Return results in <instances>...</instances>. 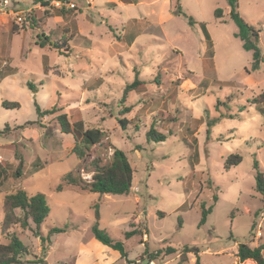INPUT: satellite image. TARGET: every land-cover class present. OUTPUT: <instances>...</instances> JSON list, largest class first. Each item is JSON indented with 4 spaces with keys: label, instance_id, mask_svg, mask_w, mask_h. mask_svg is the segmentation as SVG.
<instances>
[{
    "label": "rangeland",
    "instance_id": "1",
    "mask_svg": "<svg viewBox=\"0 0 264 264\" xmlns=\"http://www.w3.org/2000/svg\"><path fill=\"white\" fill-rule=\"evenodd\" d=\"M235 1L236 12L259 31L264 57V0ZM69 2L75 11L69 21L64 18L66 25L47 24L44 8H32L31 0H9L0 13V193L4 197L21 187L28 195H44L49 208L39 231L48 240L44 245L32 224L25 231L11 229L28 249L21 264H38L50 242L47 263L72 264L82 238L91 234L95 203L99 229L121 242L127 254L122 258L116 251L109 264H234L237 244H263L264 201L255 190L254 161L264 174V67L244 71L252 53L235 36L238 27L227 13L228 1L171 0L170 17L161 25L158 5L129 7L126 15L155 12L137 38L142 49L134 46L130 52L117 46L122 32L111 26L120 21L117 10L99 11L102 18L94 14L92 23L81 22L94 34L77 36L78 5L84 8L91 0ZM29 14L39 21L37 28L30 29ZM126 26L130 32L132 24ZM49 30L54 43L70 39L62 53L35 44L36 35ZM136 79L143 89L127 93L121 104L124 88ZM3 101L19 107L5 109ZM34 101L42 111L56 107L66 114L76 135L94 128L104 138L78 159L71 152L72 135L61 133L56 114L38 117ZM125 106L130 112L122 113ZM124 118L130 123L122 128L118 120ZM151 127L165 140L147 141ZM115 147L133 168L128 195L99 196L68 186L55 190L68 173L90 182L91 162H109ZM233 154L242 160L225 170L224 161ZM19 159L22 176L16 179ZM203 209L210 212L200 225ZM53 228L65 232L50 234ZM131 231L136 233L126 238ZM7 242L0 231V243ZM168 247L175 253L149 261ZM184 247L198 253H186ZM181 254L188 260L180 263Z\"/></svg>",
    "mask_w": 264,
    "mask_h": 264
},
{
    "label": "trees",
    "instance_id": "2",
    "mask_svg": "<svg viewBox=\"0 0 264 264\" xmlns=\"http://www.w3.org/2000/svg\"><path fill=\"white\" fill-rule=\"evenodd\" d=\"M53 1H63L68 3L69 0H31L33 5H38L44 8L43 17H53V16H65L66 13H70L75 10H65L55 9L51 6ZM228 6L230 7L229 17L233 20L237 27L238 32L235 36L241 41L244 50L252 53V60L250 68H245L244 71L249 74L251 71L257 70L260 66L264 67V57L257 45L259 31L255 30L252 26L248 25L241 16L236 12V1L227 0ZM47 9L48 11H46ZM32 14V13H31ZM30 15V29L38 27V20L36 21L34 15ZM222 15L219 9L214 11V16L216 19L220 18ZM189 23L193 24L192 18L189 19ZM14 30V29H13ZM37 41L35 42L40 48H45L47 46L54 47L59 53H62L61 48L68 47V40H57L56 43L51 41V37L45 35L44 33H38L36 35ZM206 40L209 42V36L206 33ZM63 44L65 47L60 46ZM143 83L136 79L133 83L127 85L124 88L121 104L125 102L127 93L131 91H141L143 89ZM29 90H33L34 87L28 84ZM261 98V97H260ZM34 106L36 110V115L38 117L48 116L56 114L55 119L59 125L61 133L72 135L74 140V147L72 153L78 158L82 159L85 157L86 151L90 149L91 146L99 144L104 138V132L99 129H86L80 131L78 135L74 133L73 123L69 122L67 115L60 113L56 107L50 110L42 111L38 104L34 101ZM2 107L5 109H15L19 107L17 102L3 101ZM131 107H123L122 113L130 112ZM122 128H125L129 120L120 119L118 120ZM0 134H3L0 132ZM147 141L162 142L165 140V135L157 132L153 127H151L145 134ZM82 146V147H81ZM242 158L239 155H230L224 161V169L229 170L230 168L237 166L241 162ZM22 166L23 161L19 159L16 169L14 170V177L19 179L22 176ZM93 166V174L91 176L90 182L83 181L81 178H75L72 173H68L62 177V183L56 187V191L61 192L65 186H70L78 189L81 192L93 193L99 196H126L130 192V188L133 180V168L125 155V153L117 148H113L112 157L109 162L102 164L101 161L93 160L91 162ZM255 169V190L261 195L264 201V174L259 170L258 161H254ZM2 174V169H0ZM94 223L91 226V233L93 237L110 249L117 251L122 258L126 257L127 254L124 250L123 244L119 241H113L109 238L104 230L98 227V204H94ZM210 209H203L201 213L200 225L205 223L206 216L209 214ZM49 208L46 203L45 196L42 194L28 195L23 188H17L10 194H7L1 199L0 202V231L1 235L4 236L8 242L6 244L0 243V264H21L24 256L28 254V249L22 244L19 238L15 235V232H11V229L18 226L21 230L31 229V224L34 225L32 232L35 236L39 237L44 242L48 241L42 238L40 234V227L44 223L46 217L48 216ZM65 232V229L53 228L50 230V234H57ZM136 232L131 231L125 233V237L128 238L134 235ZM46 247H43V250ZM185 252L198 253L196 248L184 247ZM264 243L256 247H250L248 244H238L236 257L239 262H245L251 260L254 264H264ZM175 249L168 247L165 252L162 250L157 251L149 256V261L160 257L175 253ZM187 256L181 254L179 262L187 261ZM38 264H45L42 259L36 261Z\"/></svg>",
    "mask_w": 264,
    "mask_h": 264
},
{
    "label": "crops",
    "instance_id": "3",
    "mask_svg": "<svg viewBox=\"0 0 264 264\" xmlns=\"http://www.w3.org/2000/svg\"><path fill=\"white\" fill-rule=\"evenodd\" d=\"M86 6L83 8V5H78V10L79 13L76 14L74 16V19L77 20L76 22V35L77 36H92L94 33L93 31L90 29V26L88 28H82L81 26V22L83 24L87 23H92L93 22V18L94 20L96 19V16H93L94 14H96L98 17L102 18L103 14H100L99 11H106L107 13L110 11L111 13V9L112 10H117L120 14V21L119 23H115V21L113 20V22L111 23V26L115 29L120 28L121 29V34L120 35V40L117 41V46L120 47V49L122 47H126V48H122L126 51V49L129 51L132 47L136 46L139 49H142V46H140L139 44H137V38L143 33L144 31V27L148 24V15H154L155 12L153 11V8L150 10V12H146L144 10L140 11V16L139 15H126V13H129V7H135L137 6L138 8L143 5L146 4L149 7H153L158 5L160 8V14L158 15V25H161L165 20L166 17H170V12H169V7H171V0H151L148 2H137L135 3L134 0H91V4H88L87 2ZM78 4V3H77ZM37 5H33L32 8L36 9ZM106 9V10H105ZM168 9V11H167ZM124 12V14L126 15L125 19L122 18L121 16V12ZM228 14L230 12V7L228 6V10H227ZM22 11L16 12V14H19ZM86 13V14H82V13ZM93 13V14H92ZM74 14L72 12L70 13H66L65 16H53V17H47V21L46 23L48 24L49 21L54 22V23H63V25L65 24V20L64 18L69 21V18L72 17ZM82 17L84 19H82ZM88 17V18H87ZM117 19V18H116ZM86 21V22H85ZM131 23L132 24V28L130 30V32L127 31V24ZM157 28L160 27L158 26ZM67 29V28H66ZM161 31V30H160ZM44 33V32H41ZM52 33L53 30H49L48 33H44L45 35H48L50 37H52ZM114 41L110 42V45L112 46L114 43ZM124 45V46H123ZM116 46V47H117ZM115 47V46H112ZM118 47L116 48V50H118ZM130 52V51H129ZM128 107V106H127ZM130 107V106H129ZM68 118V117H67ZM69 120V119H68ZM69 122H72L69 120ZM100 130V129H99ZM66 136H70L68 134H64ZM74 142V140H73ZM116 148V147H115ZM1 169V168H0ZM3 176L0 173V182L2 181ZM70 187V186H68ZM68 189V188H65ZM63 189V190H65ZM62 190V191H63ZM61 191V192H62ZM82 193V192H80ZM86 193V192H84ZM107 196V195H105ZM3 197V195H1L0 193V202H1V198ZM2 217V216H1ZM1 220V218H0ZM94 222V221H93ZM91 231V229H90ZM54 237V235H53ZM51 236V238H53ZM51 240V239H50ZM52 241V240H51ZM51 245V242H50ZM50 245H49V249L47 251V254L45 257H43V261L45 262V264L47 263V257L49 256L51 249H50ZM237 246L236 245V251H237ZM235 251V252H236ZM117 252L110 249L107 246H104L103 244H101L100 242H98L91 234H86L84 235V237L82 238V241L79 243V251L77 253V255L73 258L72 260V264H109L112 261H114L115 259H117ZM235 262L234 264H242L241 262H239L238 258L236 257L235 254ZM245 262L248 263H252L254 264L253 261L251 260H247ZM244 262V263H245Z\"/></svg>",
    "mask_w": 264,
    "mask_h": 264
},
{
    "label": "built area",
    "instance_id": "4",
    "mask_svg": "<svg viewBox=\"0 0 264 264\" xmlns=\"http://www.w3.org/2000/svg\"><path fill=\"white\" fill-rule=\"evenodd\" d=\"M9 6V0H2L0 2V13L3 12V10ZM51 6L55 9H62V8H70L72 9L74 7V4L68 2V3H65L63 1H53L51 3Z\"/></svg>",
    "mask_w": 264,
    "mask_h": 264
}]
</instances>
